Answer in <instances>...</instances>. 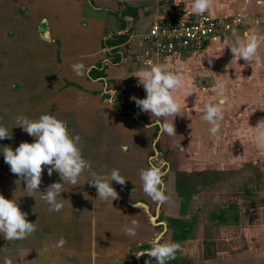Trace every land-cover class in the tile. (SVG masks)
<instances>
[{
  "label": "crops",
  "instance_id": "0c3cea01",
  "mask_svg": "<svg viewBox=\"0 0 264 264\" xmlns=\"http://www.w3.org/2000/svg\"><path fill=\"white\" fill-rule=\"evenodd\" d=\"M191 4L192 0H0V126L12 132L11 139L0 140V147L10 146L15 150L22 142H34L33 137L15 126L18 115L36 120L43 114L57 117L66 113L71 118L63 115L57 118L66 122L70 135L80 137L82 156L91 165L79 178L77 186L65 183L66 192L57 198L63 202V209L50 212L41 193L54 182L63 183L59 174L53 172L49 176L45 168L39 187L41 193L26 195V183L11 173L0 152V195L11 200L15 193L21 211L27 213V220L36 226V231L24 240L7 241L0 235V264H5L6 259H11L13 264H132L138 248L148 244L152 230L144 222L145 214L140 208L125 205L142 202L151 207L153 204L143 193L138 175L139 169L148 167L153 129L142 128L130 117L116 113L113 104L101 96L107 89L111 99L115 91L114 97L123 98L135 108L142 122H156V117L142 112L131 100L140 87L135 76L146 68L134 64V59L138 64L139 56L131 47L132 37L140 19H145L148 26L163 8L172 5L191 8ZM248 12L264 17V4L258 0H214L213 7L206 13L221 17ZM253 34L264 35V26L245 27L209 42L202 53L187 58L201 57L211 75L229 82L228 92L236 90L235 131L237 138L241 134L244 143L252 138L251 130L255 131L254 127L264 120V110L260 109L264 108V67L246 65L243 59L237 61L225 45L246 41ZM116 38L123 40L118 43ZM110 42L116 43L110 45ZM260 54L264 57V47ZM213 55L217 58L209 64L208 57ZM106 58L112 63L104 68L102 62ZM119 58L122 62L113 64ZM75 62H82L91 71L83 77L77 76L71 69ZM102 75L104 78H100ZM135 97L144 99L142 95ZM102 100L107 102L104 104ZM231 112L229 108L224 112L226 126L222 124V138L232 135ZM181 114L174 120L176 135H165L166 138L180 139L199 133L209 135L211 141L214 139L209 132L211 125L201 117L193 115L191 118L188 111ZM198 125L203 129L199 130ZM260 126L264 127V122ZM223 128L227 130L223 132ZM251 149L254 153L264 152L255 142ZM99 150L101 154L108 153L119 159L114 161L112 169L102 167L105 173L100 172L99 161L94 158ZM262 159L260 164L264 165ZM113 169H124L125 179L129 181L123 186L112 182L119 199L105 202L98 199L90 181L95 178L93 173L108 175ZM168 188L163 211L166 216L176 218L179 199L173 194V186L168 185ZM133 220L138 222L139 228L135 237H129L124 234L123 226L131 225ZM171 235L170 229L167 241L171 240ZM61 237L67 243L57 248L55 244ZM236 240L221 244L225 253L201 263L264 264L262 250L243 248L239 243L242 239ZM233 244L236 250H232ZM177 261L189 264L179 251L167 264ZM134 264L137 263L134 261Z\"/></svg>",
  "mask_w": 264,
  "mask_h": 264
},
{
  "label": "clouds",
  "instance_id": "9594fccd",
  "mask_svg": "<svg viewBox=\"0 0 264 264\" xmlns=\"http://www.w3.org/2000/svg\"><path fill=\"white\" fill-rule=\"evenodd\" d=\"M258 3L264 4V0H258ZM213 5L214 0H192L191 13L203 16ZM225 47L230 48L237 61L243 59L246 65L264 67V57L260 54V49L264 47V35L253 34L246 41L226 42ZM213 58L217 57L215 55L208 57L209 64L212 63ZM71 69L79 77L91 71L82 62L73 63ZM135 77L143 86L146 97L138 99L132 96L131 100L135 101L136 106L142 112L157 118L156 125L161 135L175 136L174 120L177 116H182L178 94L191 95V84L185 80L182 72H173L169 70L167 64L163 63L152 65L147 70H140ZM228 86L227 80L217 79L212 91L223 99L219 104L205 103L203 107L201 120L211 125L209 132L213 137L221 131L222 122L225 119L223 105L230 102L227 95ZM115 94L114 91L113 96ZM112 102L110 100L107 103ZM260 109L264 110V108ZM262 122L264 120L254 127L256 131L253 139L257 147L264 149V127L260 126ZM15 126L21 127L24 132L33 137L34 142H22L15 150L10 146L0 147L4 162L9 165L11 173L19 177V181L26 183L24 189L26 195L29 196L40 192L39 187L45 168L49 176L53 172L58 173L63 183L54 182L46 188L44 193H40L41 199L49 205L50 212L61 211L64 205L57 198L61 196V193L66 192L65 183L77 186L84 171L91 167L90 162L82 156L79 147L80 137L70 135L66 122L50 114H43L36 120L18 115L15 118ZM11 138V130L0 126V140ZM138 175L142 191L150 200L158 205L167 202L168 197L165 195L163 184L164 173L159 166L152 164L150 160V166L139 169ZM93 176L95 178L90 183L97 190L98 199L105 202L119 199V194L112 186V182L123 186L127 179L120 174L118 169H113L108 175L96 176L93 173ZM135 206L140 208L138 205ZM26 217L27 213L21 211L15 200V193L11 200L0 195V235H3L4 239L7 241L24 240L32 235L36 231V226ZM138 228V222L133 220L131 225L123 226V232L129 237H135ZM161 240L162 237L157 235L150 241V248L137 252L136 256L147 254L155 258L156 264H167L168 261L176 258L178 251H182L180 244L167 240L161 242ZM66 243L67 241L61 237L55 247L62 248ZM5 264H13V261L6 259ZM145 264H152V262L148 260Z\"/></svg>",
  "mask_w": 264,
  "mask_h": 264
},
{
  "label": "rangeland",
  "instance_id": "374dc122",
  "mask_svg": "<svg viewBox=\"0 0 264 264\" xmlns=\"http://www.w3.org/2000/svg\"><path fill=\"white\" fill-rule=\"evenodd\" d=\"M145 21V19L139 20V26L136 27L132 37L134 39L131 42V47L139 56V63L136 65L142 68L146 66L145 70H147L149 69L147 67L163 63L167 64L169 70L173 72H182L185 80L192 86V94L185 96L179 93L178 99L182 111H188L191 118L193 115L201 117L205 103L219 104L223 98L216 96L212 88L216 80L221 79L220 76L211 75V70L204 67L206 62L203 63L202 58L199 56L198 59L189 60L186 56L155 60L150 53L148 44L142 40V35L147 28ZM144 52L148 56L147 62L143 64ZM229 81L233 82V80ZM136 95L146 97L142 85L137 89ZM227 95L230 101L228 104L230 105L228 107V104L225 103L223 107L224 112L228 108L232 111L229 124V128L232 130L231 137L222 138L219 132L211 141L209 135L192 134L191 137L189 136L190 151L194 152L191 153V158H188V155L185 157L179 156L182 151L179 150L177 145L182 143L179 144L178 140L174 142L173 139L166 138V134L160 135L157 142L159 149L171 148L175 152V155L168 154L172 163V173L175 172V168L185 170L184 173H180V178L187 179L186 183L182 180L177 186L178 188L175 189L178 196L182 198V204L185 205L181 210V215L186 216L182 222L189 225L187 235L178 242L182 248L179 254L187 259L189 264H203L201 262L209 260L208 258L213 259L220 256L222 252H226L221 250V244H226L227 241L229 243L237 242L236 239H242L239 243H242L240 246H243V248L260 249L264 255V165L260 164L264 152L261 150V152L254 153L252 149L250 150V148H253L254 139L252 138L256 130H251L252 138L246 139L245 143L242 141L241 134L237 138L234 116L236 90L230 89ZM62 115L68 119L71 118L66 113ZM62 115L57 117L61 118ZM198 129L203 128L198 125ZM226 130L223 128V132ZM149 152H151L150 145ZM95 154V160L99 161L98 169L102 173H105L102 167L112 169L114 161L119 160L115 156L112 158L111 154H101V150L96 151ZM176 156L181 158L179 163L173 158ZM151 162L156 164L158 160L154 159ZM254 162L255 164H253ZM119 172L124 178L126 177L127 173L124 169H119ZM172 173L171 171L169 173L170 181L173 178ZM127 180L129 181V179ZM230 214L234 221L229 219ZM222 227L225 228V231L222 230ZM231 247L232 250L237 249L234 244Z\"/></svg>",
  "mask_w": 264,
  "mask_h": 264
},
{
  "label": "built area",
  "instance_id": "2783aa9c",
  "mask_svg": "<svg viewBox=\"0 0 264 264\" xmlns=\"http://www.w3.org/2000/svg\"><path fill=\"white\" fill-rule=\"evenodd\" d=\"M162 10L164 12L150 21L142 35L155 60L198 55L209 42L225 38L245 27L264 26V17L253 12L212 17L208 13L203 16L192 14L191 8L179 5ZM147 56L144 52L143 64L147 62Z\"/></svg>",
  "mask_w": 264,
  "mask_h": 264
},
{
  "label": "flooded vegetation",
  "instance_id": "af4514ba",
  "mask_svg": "<svg viewBox=\"0 0 264 264\" xmlns=\"http://www.w3.org/2000/svg\"><path fill=\"white\" fill-rule=\"evenodd\" d=\"M117 39V38H116ZM122 58H119V60H117L116 62H113V64L117 65L118 63L120 64L122 62ZM110 59L109 58H106L103 60V67H107L108 65H110L112 62H109ZM138 63H139V60H138ZM134 64H137V59L135 60L134 59ZM138 67V65H136ZM150 68V67H148ZM102 74V73H101ZM100 78H104V75L100 76ZM102 99L103 100H107V101H113L111 104H113V108L115 110L116 113L118 114H121L120 112H126V111H130L132 114H134V116L136 117L135 120H133L131 118L130 115L128 114H124V116H127V117H130L134 122H136L137 124H139L140 126L145 127L146 128H152L153 129V134L151 135V138H150V146H151V152H149L147 154V166L149 167L150 166V160H158V162L155 164L157 166H159L162 170V172L164 173L163 175V184H164V187H165V195L168 197V191L167 190H170L168 188V185L169 186H173L172 190H173V194L179 199V206H178V209H177V217L176 218H171V217H168L166 216L165 212L163 211V205H158V211L157 213H155L156 211V206L157 204L153 202V204H151V207L148 206L147 204L145 205V203H142V202H137V203H142L144 204L146 207H147V211L148 213L150 214L151 217H154V222L151 223L149 221V218L148 216L146 215V213L144 212V210H142V208H140V210L142 211L143 215H144V222L146 224V226L148 228H150L152 230V236L150 237V239L148 240V244L144 245V246H140L137 250V252H140V251H145L147 249L150 248V241L156 237L157 235L161 236L162 237V240L161 242H164L166 239H168V235H169V232H170V226H171V223L170 221L171 220H174L175 221V225L176 224H180L184 217L181 215V210L184 208V204H181L182 202V198L181 196H178V193L176 192V189L178 188L177 186L181 183L182 180H184V182L186 183L187 179L185 178H180L181 174L180 173H184L185 170L182 169V168H175V172L173 171L172 173V169H171V160H169V157H168V154H172V155H175L174 151L171 150V148H165L164 150H161L159 149L158 145H157V142H158V139L160 137V130H159V127L155 124L156 122H150L149 124H146L145 122H143V125H141L139 122L141 120H143L142 117L136 115L135 113L137 112L135 110V108H133L132 106H129V104H127V102L123 99V98H115L113 96V98L109 99V94H108V90L105 89V94H102ZM102 102L105 104V102L107 101H103ZM222 124L224 126H226V123L225 121L223 120ZM224 134V133H223ZM227 136L223 137V138H226ZM231 137V136H230ZM157 138L156 142H155V145H154V149L156 151V154L154 155L153 153V150H152V141ZM227 139V138H226ZM174 142H176L178 140V143L181 144V145H177L179 150L182 151L180 153L179 156H186L188 155V158H191L192 157V154L191 153H194L193 151H190V148H191V143L189 141V137H183V138H176V139H173ZM182 146V147H181ZM174 160L176 159V162H180V157H173ZM152 163V162H151ZM170 171L173 175V178L171 179L170 181ZM182 171V172H181ZM182 175H185V174H182ZM176 188V189H175ZM118 202L124 204V202H122L121 200H119ZM129 204H134V203H126L125 206H129ZM180 204H181V210H180ZM138 208V207H136ZM225 220V218H224ZM172 236V235H171ZM170 242H172V239L170 240ZM175 242V241H173ZM176 243V242H175ZM136 252V253H137ZM144 258H146V260H144ZM142 260L144 261H148V260H151L152 264H156V261H155V258H151L149 257L147 254L143 255V256H140L139 259H138V262L139 264H145V262L143 263ZM134 261L135 259L132 260V264H134ZM180 262H182L181 260H179ZM177 261L175 264H179L180 262ZM168 263V262H167Z\"/></svg>",
  "mask_w": 264,
  "mask_h": 264
},
{
  "label": "trees",
  "instance_id": "16d2710c",
  "mask_svg": "<svg viewBox=\"0 0 264 264\" xmlns=\"http://www.w3.org/2000/svg\"><path fill=\"white\" fill-rule=\"evenodd\" d=\"M121 40H123V38L117 39L116 42L119 43V41H121ZM116 42H110L109 44L113 45ZM231 220L234 221V219H232V218H231ZM170 223H171L170 228L172 230V236H171L172 242L176 241V240L184 239L185 236L187 235V227L189 225L185 224L183 222H181L179 225L178 224L175 225V221L174 220H171Z\"/></svg>",
  "mask_w": 264,
  "mask_h": 264
},
{
  "label": "water",
  "instance_id": "95a60500",
  "mask_svg": "<svg viewBox=\"0 0 264 264\" xmlns=\"http://www.w3.org/2000/svg\"><path fill=\"white\" fill-rule=\"evenodd\" d=\"M120 113H121V114H128V115H130L131 118H132L133 120L136 119V117L134 116V114H132L130 111L120 112ZM139 123H140L141 125H143V122H142V121H140ZM155 124H156V123H155ZM145 127H146V126H145ZM156 140H157V138H155V139L152 141V150H153L154 155L156 154V151H155V149H154V145H155ZM135 205L140 206V208H142V210H144V212H145L146 215L148 216L149 221H150L151 223L154 222V217H151V216H150V214H149L148 211H147V207H146L144 204H142V203L129 204L130 207H134V208L136 207ZM157 211H158V204H157V206H156V211H155V213H157ZM139 257H140V256H139ZM139 257H137V256H136V253H135V255H134V259H135V262H136L137 264H139V262H138Z\"/></svg>",
  "mask_w": 264,
  "mask_h": 264
}]
</instances>
